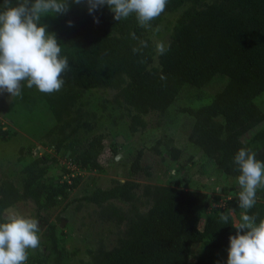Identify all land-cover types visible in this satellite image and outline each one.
<instances>
[{
    "label": "trees",
    "instance_id": "16d2710c",
    "mask_svg": "<svg viewBox=\"0 0 264 264\" xmlns=\"http://www.w3.org/2000/svg\"><path fill=\"white\" fill-rule=\"evenodd\" d=\"M187 1V8L173 25L166 52L159 54L160 69L155 72L147 67L152 52L148 39L140 33L135 14L122 19L118 26L107 14L105 18L101 16L106 5L90 14L86 2L77 5L70 0L67 13L47 15L41 20L49 34L56 35L61 57L69 61L68 69L62 73V88L54 96L55 92L42 93L23 82L21 95L16 98L25 104L46 100L52 106L68 87H118L116 81L123 74L129 83L124 90L125 100L137 114L164 113L184 85L202 87L216 74L224 75L226 83L209 103L183 106L180 111L193 118L189 141L238 185L240 172L234 156L239 149L251 150L257 160L264 162V125L247 143L241 140L244 133L264 121V111L254 102L264 92V0H168L160 19ZM17 2L11 0L12 4ZM94 17L99 18V23ZM63 143L64 139L59 141L56 150L65 146L69 151L65 159L77 168L101 169L94 145L81 149L77 137ZM180 154L176 146L169 150L172 160H178ZM141 155L139 151L132 161L130 175H149L148 166L140 163ZM46 159V154H38L24 167L21 188L8 177L0 181V214L27 200H33L39 211L51 208L60 196L66 195V188L76 186L78 175L71 176V183L47 176ZM63 171L72 172L69 168ZM237 185L222 186L221 194H228L230 189L238 192ZM138 187V182L127 179L109 188L97 187L86 197L96 203L129 200ZM220 199V194L210 198L207 192L186 188L177 180L153 198L141 218L127 224V234L116 245L92 252L90 264H221L217 251H227L229 237L236 234L233 214L239 223L244 210L234 197L226 201V207L208 209L210 201ZM221 213L230 214L229 224L223 225ZM248 214L255 215L257 223L264 219V199L256 198ZM50 238L47 249L55 256L49 260L42 250L30 256L28 264H65L64 252L57 249L52 232Z\"/></svg>",
    "mask_w": 264,
    "mask_h": 264
},
{
    "label": "rangeland",
    "instance_id": "374dc122",
    "mask_svg": "<svg viewBox=\"0 0 264 264\" xmlns=\"http://www.w3.org/2000/svg\"><path fill=\"white\" fill-rule=\"evenodd\" d=\"M185 4L161 19L152 20L149 28L141 27L137 22L152 52V60L147 66L150 71L160 69L156 44L162 42L166 45L170 41L176 18L189 2ZM106 14L119 26L122 20L116 21L107 5L101 16L105 18ZM120 75L116 81L118 87L82 90L68 87L62 96H57L52 106L46 100L25 104L7 92L0 93V181L8 177L21 188L24 167L41 153L47 156V176L69 183L71 176L79 177L76 186L66 188V195L60 196L51 208L39 211L33 200H27L17 203L9 211L38 221L40 247L29 249L28 259L42 250L46 251L49 260L55 256L47 249L49 245L46 243L50 242L52 232L57 249L64 252L65 264H90L92 252L116 245L127 234V224L141 218L153 198L177 180H181L186 188L207 192L210 198L220 194L221 199L210 201L208 209L226 207L228 199L238 198L241 188L234 178L225 175L189 141L193 118L180 111L183 106L198 107L209 103L226 83L227 77L216 74L202 87L184 85L164 113L137 114L124 97L128 79ZM254 102L264 111V92L258 94ZM263 125L264 121L255 125L241 136V140L247 143ZM76 137L81 149L94 145L101 169L77 168L65 159L64 154H69L65 146L56 150L59 141L64 139L66 143L69 138ZM174 146L181 150L178 160H172L169 155ZM28 149H32V153H28ZM139 151L142 152L140 163L148 166L149 175L143 172L130 175V165ZM65 168L72 172L65 173ZM127 179L139 184L129 200L96 203L86 197L97 187L109 188ZM231 184L237 185L238 192L230 189L228 194H221V187ZM263 196L264 187L257 188L256 198L264 199ZM233 221H238L234 214ZM227 257V251H217L221 264H226Z\"/></svg>",
    "mask_w": 264,
    "mask_h": 264
},
{
    "label": "clouds",
    "instance_id": "9594fccd",
    "mask_svg": "<svg viewBox=\"0 0 264 264\" xmlns=\"http://www.w3.org/2000/svg\"><path fill=\"white\" fill-rule=\"evenodd\" d=\"M85 2L90 14L107 5L116 21L135 14L139 25L149 28L150 22L165 11L168 0H71L77 5ZM69 9L70 0H18L15 4L3 0L0 93L20 96L23 82L42 93L60 91L64 84L62 73L68 69L69 61L61 57L56 35L49 34L48 26L41 20L47 15L67 13ZM94 20L99 23L98 17ZM166 50L164 43L156 44L158 54L163 55ZM161 79L166 80V76L161 75ZM234 163L240 172L238 205L244 211L240 222L232 223L236 234L229 237L226 264H264V219L257 223L256 216L248 214L256 203L257 188L264 187V162L257 160L251 150L241 148ZM229 215L221 213L223 225L229 224ZM39 231L38 221L33 217L7 210L0 214V264H26L28 250L40 247Z\"/></svg>",
    "mask_w": 264,
    "mask_h": 264
}]
</instances>
